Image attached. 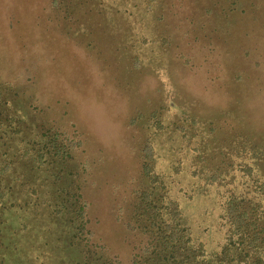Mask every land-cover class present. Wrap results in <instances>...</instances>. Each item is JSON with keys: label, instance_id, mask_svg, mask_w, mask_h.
I'll return each mask as SVG.
<instances>
[{"label": "rangeland", "instance_id": "374dc122", "mask_svg": "<svg viewBox=\"0 0 264 264\" xmlns=\"http://www.w3.org/2000/svg\"><path fill=\"white\" fill-rule=\"evenodd\" d=\"M0 84L35 131L79 144L58 186L80 193L91 243L69 240L72 221L34 201L21 212L26 231L11 221L17 252L3 239L0 264H133L147 242L128 225L146 146L167 173L197 145L222 171L248 141L264 149V0H0ZM174 176L193 234L215 249L216 202L201 184L187 191L188 169Z\"/></svg>", "mask_w": 264, "mask_h": 264}, {"label": "trees", "instance_id": "16d2710c", "mask_svg": "<svg viewBox=\"0 0 264 264\" xmlns=\"http://www.w3.org/2000/svg\"><path fill=\"white\" fill-rule=\"evenodd\" d=\"M19 100L15 91H6L0 84V213L5 209L11 211L9 220L0 216V243L7 239L6 244H10L3 245L4 250L10 246L4 253L17 252L13 239L9 237V225L15 233L14 227L18 225L14 220L18 219L26 231L25 224L28 223L23 221L21 212L26 210L25 204L34 201L37 205H51L50 214L55 215L58 221H64L68 227V222L72 221L73 228H69L68 232H74L69 240L87 241L89 249L90 232L86 226L85 204L80 200V193L74 195L75 191L72 193L66 187L58 186L63 163L70 156L69 150L79 144L68 141L61 132L52 134L50 128L44 132L38 128L40 132L35 131L36 128L23 115L22 102ZM205 141L199 142L206 144ZM191 149L195 156L186 161L177 160L179 166L173 171L177 173L179 169H188L187 191L201 194L196 192L200 190L201 184L204 188L200 190L203 192L201 195L213 197L214 201L211 202H216L217 206L212 212L217 214L222 241L215 249H210L204 241L196 238L190 225L191 215L185 211L181 196L173 190L176 182L174 172L155 171L151 165L153 149L146 146L142 171L147 183L133 190L128 225L144 234L147 242L135 252L138 254L133 264H264L262 145L248 141L241 149H237L236 156L241 160L237 166L229 164V171H222L214 165L207 166L204 157L209 155V150H201L198 145ZM233 170L237 174L227 179ZM77 224H80L78 228ZM18 228L20 231L21 227ZM43 230L44 227L39 232L38 243L44 251L51 244L41 242L44 240ZM61 246L62 242L58 246L62 252ZM110 258L107 256L106 264H112ZM8 263L14 264L12 260H8Z\"/></svg>", "mask_w": 264, "mask_h": 264}]
</instances>
